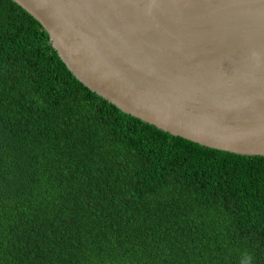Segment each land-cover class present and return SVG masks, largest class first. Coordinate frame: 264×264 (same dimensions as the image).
<instances>
[{
	"label": "trees",
	"instance_id": "obj_1",
	"mask_svg": "<svg viewBox=\"0 0 264 264\" xmlns=\"http://www.w3.org/2000/svg\"><path fill=\"white\" fill-rule=\"evenodd\" d=\"M0 264H264V157L125 114L0 0Z\"/></svg>",
	"mask_w": 264,
	"mask_h": 264
},
{
	"label": "water",
	"instance_id": "obj_2",
	"mask_svg": "<svg viewBox=\"0 0 264 264\" xmlns=\"http://www.w3.org/2000/svg\"><path fill=\"white\" fill-rule=\"evenodd\" d=\"M68 70L174 137L264 157V0H12Z\"/></svg>",
	"mask_w": 264,
	"mask_h": 264
}]
</instances>
